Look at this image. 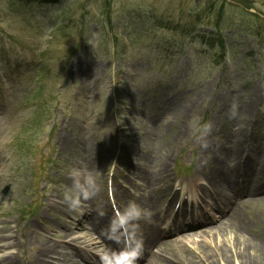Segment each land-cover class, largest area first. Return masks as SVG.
I'll return each mask as SVG.
<instances>
[{
  "label": "rangeland",
  "instance_id": "obj_1",
  "mask_svg": "<svg viewBox=\"0 0 264 264\" xmlns=\"http://www.w3.org/2000/svg\"><path fill=\"white\" fill-rule=\"evenodd\" d=\"M263 16L264 0H0V228L9 223L17 234L18 226L29 240L5 252L36 264L42 240L67 244L52 260L87 248L85 238L68 243L87 230L61 238L70 220L60 208L66 172L79 162L98 178L90 198L97 208L111 213L115 198L119 208L136 200L147 210L142 240L153 219L149 202L163 232L174 230L171 211L184 202L187 215L219 217L211 204L226 203L207 199L208 206L203 194L222 190L210 181L216 165L229 173L243 166L245 185L264 182L245 169L264 159ZM195 113L212 125L203 146L188 129ZM165 155L167 169L159 165ZM47 158L57 164L44 166ZM37 199L35 214L29 205ZM233 212L212 235H186L198 226L169 235L174 245L154 264H264V199Z\"/></svg>",
  "mask_w": 264,
  "mask_h": 264
},
{
  "label": "bare ground",
  "instance_id": "obj_2",
  "mask_svg": "<svg viewBox=\"0 0 264 264\" xmlns=\"http://www.w3.org/2000/svg\"><path fill=\"white\" fill-rule=\"evenodd\" d=\"M249 105H246L245 108L242 110V108L239 109V114H242V116L244 117L246 114V112H249ZM230 114V113H228ZM153 120L150 121V123H152ZM126 124V123H125ZM78 138V137H77ZM72 143H75V140H71ZM208 142L207 137L202 141V146L205 145ZM76 145H78L79 147L82 145V141L78 138V141L76 143ZM78 147V148H79ZM222 147V148H221ZM221 149H224L225 146H220ZM226 149H224L225 151ZM230 156L233 159H236L238 154H240V149H239V142H236L235 146L233 149H231L229 151ZM159 165L160 167H164V168H168V161H167V156H163L161 158H159ZM81 162H79V164H76L75 166L80 167ZM85 164H83L84 166ZM251 165V164H250ZM258 173V175H264V159L262 161H260L259 163H257V165L254 166H249L246 167L245 169L250 170L252 169ZM216 172L212 174V178H210V181H212L214 184H221V186L223 187V191H220L217 195L226 203V205L230 206L232 204V200L236 199L237 197H242L245 196V198L243 200L240 201L239 204L236 205V207L234 208L235 210H238L240 208L241 205L249 202V201H256V200H261L264 199V182H262L261 184H257V183H252V184H247L245 185L244 182L240 183L238 181L239 178V174L241 172L242 169H244L243 166L240 167V169L235 168V166H233L230 170V173L228 174H223L221 175V170L217 167H215ZM162 169H160V175L164 176L165 174L161 173ZM164 173L166 171H163ZM194 183H197L196 179L192 180ZM211 182V183H212ZM212 183V184H213ZM241 184H243L244 187H240L239 189H237V187L241 186ZM231 192H233V194H231ZM206 197H214L213 194L207 195ZM55 203V201H54ZM151 203V202H150ZM64 207V206H63ZM149 207L151 208V213L155 212V207H152V203L149 204ZM237 208V209H236ZM232 214L234 215L235 212H233L232 210ZM231 214V215H232ZM230 215V214H229ZM181 216L185 217L186 216V212L184 208H181ZM228 216L225 217V219H219L218 221L215 222V225H208V223H206L203 228L197 232H194L193 234H186L187 236L190 235H204V234H211L212 235V231L213 229H217L222 231L224 228V224H228ZM111 217L108 216V218L106 219V222H104V225H107L109 219ZM227 218V219H226ZM102 219L100 218L99 215H93L92 218V223L91 224L93 226V230H97L96 228H98L99 225V221H101ZM213 222V221H212ZM210 222V223H212ZM61 225H63V223H61ZM35 227V225H33ZM85 226L83 225V223L81 222L78 224H74V225H70L68 224V226H65L63 228L62 231H66L67 233H63L64 237H67V235H72L77 233V230L79 231V229L84 228ZM156 227H153L152 233L150 235H146L145 236V241H143V248H142V254L144 255V259L145 263L144 264H154L156 262V260L160 259L161 256H163V254L165 253V251L171 247L172 245H174V243H169V241L166 242H162L160 240L161 238V233L156 231ZM19 231V229L17 230ZM99 232V231H98ZM96 232V233H98ZM219 232V231H218ZM102 235V234H101ZM100 235V236H101ZM81 237L76 238V239H83L86 238L85 234L84 235H80ZM183 237H186L185 235H183ZM20 242H27V238L26 236H24V233L20 230V232H18L17 234H12L11 232H9V223H7L4 227L0 228V252H2V257L0 258V264H18V260L16 258V256H14L13 254L7 253L5 252L7 248H11L14 246H19ZM163 245V248L161 247ZM164 245L166 246L164 248ZM154 246L156 247V251H154ZM107 247L110 248H117V245L110 240L109 243H107ZM150 248V252L149 253H145L144 251L146 250V248ZM162 249V250H161ZM249 248L243 249L240 254L242 257H244L245 259L249 256H251L250 252L247 250ZM55 253V247H41L39 252L37 251L35 254V263L36 264H46L47 262H52L54 263L51 259V254ZM70 254V255H69ZM79 254V258L80 260H74L73 256ZM86 255V254H85ZM67 256H69V258H67ZM87 256V255H86ZM59 260V259H58ZM87 258L80 255V252L76 251L75 252H69L68 254H64V258L62 260H59L57 263L55 264H87ZM90 261H92V259L90 258ZM182 261H176L174 264H182ZM50 264V263H49Z\"/></svg>",
  "mask_w": 264,
  "mask_h": 264
},
{
  "label": "clouds",
  "instance_id": "obj_3",
  "mask_svg": "<svg viewBox=\"0 0 264 264\" xmlns=\"http://www.w3.org/2000/svg\"><path fill=\"white\" fill-rule=\"evenodd\" d=\"M230 114L235 115V105H232ZM188 129L195 140L203 141L211 132L212 125L195 113L188 121ZM66 175L70 184L65 185L62 200L70 212L79 211L81 202L99 191L98 178L91 170L77 166L69 167ZM147 216V210L136 200H130L122 208L115 209L104 230V236L113 241L117 248L99 249L96 252L99 264H137L143 248V240L139 234L140 221Z\"/></svg>",
  "mask_w": 264,
  "mask_h": 264
}]
</instances>
